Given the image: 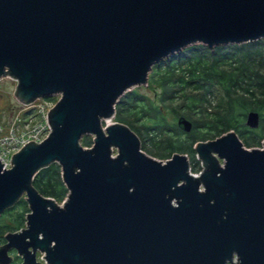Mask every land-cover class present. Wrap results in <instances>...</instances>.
<instances>
[{
  "label": "water",
  "instance_id": "1",
  "mask_svg": "<svg viewBox=\"0 0 264 264\" xmlns=\"http://www.w3.org/2000/svg\"><path fill=\"white\" fill-rule=\"evenodd\" d=\"M264 40V0H0V79L30 106L60 96L51 133L0 162V217L25 198L26 228L5 235L0 264H264V141L249 150L235 131L166 162L115 122L132 88L192 45ZM261 116L249 112L246 126ZM179 127L190 133L185 117ZM92 136L86 148L84 137ZM115 150L117 155H114ZM58 164L62 206L34 181Z\"/></svg>",
  "mask_w": 264,
  "mask_h": 264
},
{
  "label": "trees",
  "instance_id": "2",
  "mask_svg": "<svg viewBox=\"0 0 264 264\" xmlns=\"http://www.w3.org/2000/svg\"><path fill=\"white\" fill-rule=\"evenodd\" d=\"M229 49L233 52L227 53ZM149 87L160 89L158 103L137 91L128 92L116 106V121L128 126L139 137L142 150L160 161L176 154L188 155L192 172L198 174L203 168L196 157L197 143L213 141L230 131H235L247 148L261 146L264 141V40L214 51L192 45L155 66ZM218 92L221 95L216 99ZM252 111L261 116L257 130L246 126L247 114ZM181 117L192 122L190 133L179 127ZM82 143L93 146L88 136ZM34 187L58 204L69 195L57 164L41 170ZM29 213L22 198L0 217V247L7 233L26 227Z\"/></svg>",
  "mask_w": 264,
  "mask_h": 264
},
{
  "label": "rangeland",
  "instance_id": "3",
  "mask_svg": "<svg viewBox=\"0 0 264 264\" xmlns=\"http://www.w3.org/2000/svg\"><path fill=\"white\" fill-rule=\"evenodd\" d=\"M230 46L231 45L223 46V47H230ZM226 52L232 53L233 51H232V49H229V50H226ZM17 84L18 83L16 81H13L11 78H3L0 81V122L3 124H6V125L9 124L12 120L16 119V117L18 115H21V118H25L28 121H31V119H33L32 122L39 121L42 118L41 115L39 114L40 110L43 109L47 113L60 100V96H56L54 98V100L51 102H49L47 100H41V101H36L34 104H32L30 106H23V105L19 104L15 99V91H16ZM133 91H137L141 96L148 98L150 101H152L156 104L158 103V99H159L158 95L160 94V89L151 88L149 86H140V87H134L131 90H129L128 92H133ZM218 95L220 96L221 93L218 92V94L215 97L216 99H217ZM219 98L220 97H218V99ZM178 103H180V102H178ZM167 107L169 108L170 104H168ZM27 113H29L31 115L28 114L29 115L28 116V115H26ZM36 113L38 114V116H36ZM33 116H36V117L32 118ZM171 118H172V116L170 117V115L168 114V120L169 121L171 120ZM114 121L116 122V118L114 119ZM29 126L30 125H26L25 128H28ZM88 137L93 141L94 137H92V136H88ZM86 148H90V147H86ZM248 149L249 150L263 149V145H261V146L257 145L253 148H248ZM144 152L147 155L151 156L147 151H144ZM114 155H117L116 150L114 152ZM153 158H155V157H153ZM155 159H157V158H155ZM166 161L167 160H165L163 162H166ZM190 163L192 165L191 159H190ZM200 173L201 172H199L198 174H200ZM64 202L59 203V205L62 206ZM19 261L21 262L20 259H19ZM38 261L42 262L43 264H46V262L44 260V256L40 252H38Z\"/></svg>",
  "mask_w": 264,
  "mask_h": 264
},
{
  "label": "built area",
  "instance_id": "4",
  "mask_svg": "<svg viewBox=\"0 0 264 264\" xmlns=\"http://www.w3.org/2000/svg\"><path fill=\"white\" fill-rule=\"evenodd\" d=\"M2 79H0V81ZM11 79L15 81L13 78ZM41 100L49 101L48 99H39L37 101ZM47 113L43 109L40 110L39 114L42 118L36 122H32L33 119L31 118V121L21 118V115H18L16 119L12 120L7 125L0 122V162L3 164L5 170L12 169V157L18 153L23 146L30 142L42 143L50 135L51 130L47 122ZM28 114L29 113L26 115ZM36 116H38L37 113ZM26 125L30 126L25 128Z\"/></svg>",
  "mask_w": 264,
  "mask_h": 264
},
{
  "label": "flooded vegetation",
  "instance_id": "5",
  "mask_svg": "<svg viewBox=\"0 0 264 264\" xmlns=\"http://www.w3.org/2000/svg\"><path fill=\"white\" fill-rule=\"evenodd\" d=\"M5 244H6V241L3 245H5ZM3 245H1V246H3ZM10 255L14 258V262L12 264H22L23 263L22 258L17 255V252L15 250L11 251ZM17 257L21 260V262L19 260H17Z\"/></svg>",
  "mask_w": 264,
  "mask_h": 264
}]
</instances>
